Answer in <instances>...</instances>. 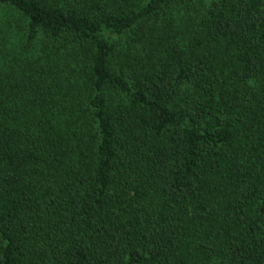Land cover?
<instances>
[{
  "label": "trees",
  "instance_id": "1",
  "mask_svg": "<svg viewBox=\"0 0 264 264\" xmlns=\"http://www.w3.org/2000/svg\"><path fill=\"white\" fill-rule=\"evenodd\" d=\"M0 264H264V0H0Z\"/></svg>",
  "mask_w": 264,
  "mask_h": 264
}]
</instances>
